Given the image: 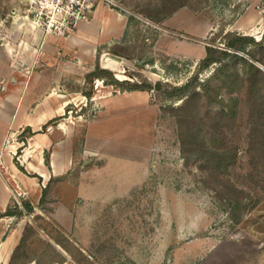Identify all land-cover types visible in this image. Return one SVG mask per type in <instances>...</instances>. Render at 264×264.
Masks as SVG:
<instances>
[{
    "label": "rangeland",
    "instance_id": "obj_1",
    "mask_svg": "<svg viewBox=\"0 0 264 264\" xmlns=\"http://www.w3.org/2000/svg\"><path fill=\"white\" fill-rule=\"evenodd\" d=\"M117 2L120 8L107 9L128 21L126 39L117 51L131 60L122 63L121 73L123 82L131 85L118 87L119 91L129 92L132 85L145 87L137 92L148 94L150 105L158 110L150 133L154 143L151 175L132 195L80 212L82 226L65 233L51 216L62 198H69L79 174L71 180H51L38 201L28 196L27 188L9 180L12 160L0 153V180L9 184L12 197L8 211L21 213L27 221L15 249H0L4 264H264V0H186L168 17L161 0ZM28 10V0H0V39L13 23L23 22ZM156 12H162L159 18ZM151 15L158 24L149 20ZM12 37L7 36L10 47L18 46L21 38ZM234 37L259 43L250 42L245 53H235L262 73L256 89L250 86L255 74L246 64L230 61L228 70H220L219 64L203 67L201 63L207 47L223 50ZM8 52L0 47V102L8 88L27 91V83L38 74H45L44 88L54 90L52 62L27 71L15 58L19 52H11L14 59ZM249 54L260 63L251 61ZM144 59L145 64L137 65ZM77 68L74 77L81 84H74L72 90H92L99 101L85 102L81 108L80 100H75L69 113L51 126L74 123L78 150L84 125L98 114L101 99L115 93L106 87L108 78L106 82L89 79L83 85L89 67ZM189 83L191 88L183 91ZM62 84L69 88L68 82ZM40 86L35 84L33 90ZM193 92L199 95L191 97ZM189 101L194 120L183 128L179 110ZM0 119L10 120L1 115ZM212 120L217 124L213 142L209 141ZM111 123L112 129L106 131L111 139L130 132L132 140L139 141L138 132L127 130L129 120L126 131L115 130ZM135 127L148 125L143 119ZM188 129L197 146L191 139L190 145H183L181 135ZM25 138L27 134L19 141L26 142ZM204 138L208 148L200 143ZM204 148L214 152L213 163L202 158ZM16 153L19 158L20 151ZM15 219L10 231L18 229L21 218ZM62 221L70 224L66 218ZM2 238L1 233L0 242Z\"/></svg>",
    "mask_w": 264,
    "mask_h": 264
},
{
    "label": "crops",
    "instance_id": "obj_2",
    "mask_svg": "<svg viewBox=\"0 0 264 264\" xmlns=\"http://www.w3.org/2000/svg\"><path fill=\"white\" fill-rule=\"evenodd\" d=\"M127 25L128 21L123 15L100 6L88 22L82 23L78 30L66 37L45 36L33 25L20 22L17 25L13 23L0 39V47H4L6 52L9 50L11 59H14L10 55L12 51L19 52L15 58L23 62L27 71L53 63L54 90L44 88L43 85L47 83L43 77L45 74H38L27 83V91H19L14 87L12 90L8 88L9 91L7 89L3 94L0 115L10 120L6 123L0 119V153L2 157L12 160L8 169L11 176L9 180L16 187L27 188L28 196L38 201L51 180H71L79 174L78 182L70 192L74 194L73 198L71 195L66 198V193L51 216L52 221L65 233H72L73 228L76 230L82 226L80 212L91 208L100 209L109 206L112 201L132 195L148 180L154 167V143L150 133L157 122L158 110L150 105L145 92H120L118 86L106 85L107 89L114 90L115 95L101 99L98 114L83 127L78 150L75 147L77 127L74 123L65 124L64 127L51 126L54 120L69 113V106L75 100H80L81 108L85 107V102L99 101L92 90H72L74 84H81L74 77L78 71L77 65L89 67L83 76L82 84L85 86L88 85L87 75L97 67L112 73L120 83L125 80L121 75L124 70L122 63L131 60L117 49L123 46V39H126ZM11 34L12 38H21L18 46L10 47L7 36ZM99 50L102 54H99ZM12 67H15L14 64ZM105 79L106 76H101L95 80L104 82ZM62 82H68L69 88L63 86ZM35 84L42 86L33 90ZM143 119L148 127L136 129L135 125ZM126 120H129L130 125L127 130L138 132L139 141H133L130 132H126L129 138L125 133L119 139L114 135L111 139L106 133L107 129H112L111 121L113 128L120 132L121 128L125 129ZM146 133L147 138L144 135ZM24 134H27L26 143L19 141ZM17 151L21 153L19 158ZM149 153L152 155H147ZM9 192V184L0 180V214L9 209L12 198L8 196ZM63 218L70 221L68 226L62 221ZM23 219L17 224L18 229L12 228L11 231L9 229L15 217L0 219V234L3 236L1 250L13 251L21 241L27 223ZM2 254L0 261L3 260L4 264Z\"/></svg>",
    "mask_w": 264,
    "mask_h": 264
},
{
    "label": "trees",
    "instance_id": "obj_3",
    "mask_svg": "<svg viewBox=\"0 0 264 264\" xmlns=\"http://www.w3.org/2000/svg\"><path fill=\"white\" fill-rule=\"evenodd\" d=\"M185 2H186V0H161L160 3L162 5V7L164 8V11H163L164 12V16L168 17V16L173 15L179 9H181L182 7L185 6ZM156 13H157V15L155 14L156 16L155 15H151V16H149V17L147 16V17L153 23L158 24L159 22L154 20L153 16L159 18L158 17V13L162 14V12H156ZM250 42L253 43V45H258L259 44V43H255L254 39H252V38L234 37L233 39H231L229 42H227L225 44L223 50H218V49H214L212 47H207L206 48V57L201 61V63L203 64V67H209V66L214 65V64H219V65H221V69L220 70H228L230 61H236V62L238 61V62H241L242 64H246L248 66L249 70L255 74L254 75L255 79L250 83V86H251V88L256 89V86H258L259 83H260L259 79H258V76H261L262 73L253 64H250V65L247 64V62L244 59H242L241 57H239V56H237L235 54V53H239V54L240 53H245L246 52V45L249 44ZM249 57L251 58V61L260 63L258 60L255 59V57L250 56V54H249ZM226 61H228V63H226ZM96 71H97V73H94V74L90 75V77H87V82H88L89 79H90L89 80L90 82H93L95 79H100L101 78V77H99V75H105V76H107L106 78H108L110 80L108 82V85L123 87V85L130 84V83H126L125 84V82H122V83L118 82L114 78L112 73L102 71L99 67H97ZM233 76L234 75H231L228 78V80L230 81ZM91 79H92V81H91ZM105 82H106V80H105ZM132 86H133V88L129 89V92L138 91V90L139 91H145L144 90L145 87L140 88V87H137V86H134V85H132ZM202 87H204V86H202ZM189 88H191V83L187 84L185 86V88L183 89V91H187V90H189ZM179 93H181V92H179ZM193 94L194 95H192L191 97H195L196 95H199V94H197L195 92H193ZM88 98H90V95L88 96ZM257 102L258 101H256V103ZM190 103H192V102H190V101L187 102L179 110V112L181 111L180 113H182L180 115L181 118H180V122L179 123L181 124V127H183V128H184V126L192 124L193 120H194V118L191 115V112L188 111V110H190V107H191ZM260 106H262V105H260ZM215 120L211 121V127H210L211 134L209 135L210 136L209 141H211V142L215 141L214 130H215L216 126H217ZM190 139H191V141H190ZM181 141L183 142V145L184 144L185 145H190L189 144V141H190V143L192 145L197 146V142L196 141L193 142L192 132L189 129L185 133V135H183V134L181 135ZM24 143H26V142H24ZM200 143L203 145L202 147L208 148V146H207V144H208L207 143V138L202 139L200 141ZM205 148L203 150V152H205V153H204V156L202 158L205 159L207 157L208 158V163L211 164L210 162L213 163L215 161V154L212 151H208V153H207ZM46 160L49 161V158L47 157ZM21 170L24 173V170L23 169H21ZM231 203H233V201H231ZM32 210L33 209L30 208V207L27 209V211H29V212H31ZM1 215H2V217H0V218L13 217V216L14 217L17 216L19 218H23V215L21 213L15 214V213H12L11 211H8V210L5 213L1 214Z\"/></svg>",
    "mask_w": 264,
    "mask_h": 264
},
{
    "label": "built area",
    "instance_id": "obj_4",
    "mask_svg": "<svg viewBox=\"0 0 264 264\" xmlns=\"http://www.w3.org/2000/svg\"><path fill=\"white\" fill-rule=\"evenodd\" d=\"M28 3V15L23 22L41 29L46 36L58 37L74 33L100 6L120 8L117 0H28Z\"/></svg>",
    "mask_w": 264,
    "mask_h": 264
},
{
    "label": "water",
    "instance_id": "obj_5",
    "mask_svg": "<svg viewBox=\"0 0 264 264\" xmlns=\"http://www.w3.org/2000/svg\"><path fill=\"white\" fill-rule=\"evenodd\" d=\"M146 62H147V60H146V59H144L143 61H141V62H138V63H137V65L141 66V65L145 64ZM45 164H47V163H45Z\"/></svg>",
    "mask_w": 264,
    "mask_h": 264
}]
</instances>
